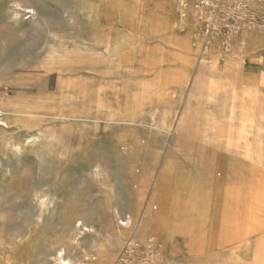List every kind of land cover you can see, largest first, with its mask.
<instances>
[{
  "label": "rangeland",
  "instance_id": "obj_1",
  "mask_svg": "<svg viewBox=\"0 0 264 264\" xmlns=\"http://www.w3.org/2000/svg\"><path fill=\"white\" fill-rule=\"evenodd\" d=\"M0 264H264V0H0Z\"/></svg>",
  "mask_w": 264,
  "mask_h": 264
},
{
  "label": "crops",
  "instance_id": "obj_2",
  "mask_svg": "<svg viewBox=\"0 0 264 264\" xmlns=\"http://www.w3.org/2000/svg\"><path fill=\"white\" fill-rule=\"evenodd\" d=\"M198 94L199 103L198 106L203 107L201 113H183L181 118L178 119L175 128V141L174 148L178 151L181 149L182 141L181 138L185 137L190 132V129L195 125V120L202 117L201 122L196 124V135L199 141V148L197 159L201 158L204 153L209 149V147L220 146L223 142V132L216 122V117L214 114L209 112V109H218L219 102L221 100V95L225 92L223 86H193ZM251 94L249 90L244 91L240 97L242 103H247V95ZM252 95V94H251ZM244 104V105H245ZM196 159V160H197ZM193 159H190L189 165L193 167ZM173 168L171 163H167L163 169L162 177L171 176L173 173ZM181 181L183 184L188 180V173H181ZM190 209V206L181 204H167L163 205L160 202V209L157 211L154 221L166 227L167 225H173L175 227V232H182V234H187L191 236L190 226L186 218V212ZM166 231V230H165ZM168 234V233H166ZM107 251L108 257L111 256L114 259V253Z\"/></svg>",
  "mask_w": 264,
  "mask_h": 264
},
{
  "label": "bare ground",
  "instance_id": "obj_3",
  "mask_svg": "<svg viewBox=\"0 0 264 264\" xmlns=\"http://www.w3.org/2000/svg\"><path fill=\"white\" fill-rule=\"evenodd\" d=\"M195 78V77H194ZM194 86H203L200 85V80L198 78V75L196 76L195 78V81H194ZM133 225V221L131 220V218H128V221L126 223L123 224V226L126 228V229H130Z\"/></svg>",
  "mask_w": 264,
  "mask_h": 264
},
{
  "label": "built area",
  "instance_id": "obj_4",
  "mask_svg": "<svg viewBox=\"0 0 264 264\" xmlns=\"http://www.w3.org/2000/svg\"><path fill=\"white\" fill-rule=\"evenodd\" d=\"M221 4H222V2L220 3V6H221ZM218 6H219V4H218ZM214 23H212V25H213ZM212 25L210 24V27H212Z\"/></svg>",
  "mask_w": 264,
  "mask_h": 264
}]
</instances>
